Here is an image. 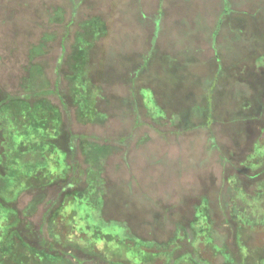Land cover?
Here are the masks:
<instances>
[{
    "label": "trees",
    "instance_id": "16d2710c",
    "mask_svg": "<svg viewBox=\"0 0 264 264\" xmlns=\"http://www.w3.org/2000/svg\"><path fill=\"white\" fill-rule=\"evenodd\" d=\"M229 13L233 11L228 5L222 9L218 22L226 21L236 32L238 25L244 29L240 21L244 19L247 32L256 39L254 52L260 56L256 61L262 62L264 52L258 49L264 50V19L240 13L231 22L224 18ZM102 24L98 18H87L81 23L69 52L64 51L63 59L53 70L52 89L43 66L34 62L42 54L39 43L29 51L30 64L23 68L27 73L20 82L23 94L0 92V264H264V100L260 97L264 76L255 72L251 78L257 81V87L241 76L240 80L252 86V94L239 96L245 105L224 117L228 127L223 129L227 134L232 132L231 139L236 140L240 150L235 152L217 142L211 133L208 139L209 149L221 161V179L227 184L225 194H208L204 189L192 200L189 212L168 207L158 215H149L148 210L135 207L127 193L105 174L111 146L84 134H73L63 123L58 106L47 99L52 95L61 106L74 107L79 125L103 126L111 117L108 112L112 99L104 91L112 81L108 77L110 66L88 58V48L99 38L96 29ZM255 55H242L236 64L224 67L220 64L223 57L216 56L218 67L212 75L217 78L209 80L210 89L206 86L200 92L198 102L191 104L193 110L181 113L184 109L180 101L174 109L177 120L188 115L196 119L189 120V129L196 126L209 130L213 120L220 118L218 105L223 108L224 100L232 103L238 95L234 92L229 97L224 90L221 92L223 85L219 84L228 77L225 73L235 68L245 76L253 68L264 73V62L260 66L254 63ZM114 60L123 70L127 71L126 64L130 63L135 69L132 76L126 75L133 103L139 95L146 106L155 104L152 91L139 85L144 81L148 62L143 59L135 65V55ZM164 62L171 66L162 69L160 76L167 70V74L170 71L181 77L176 90L185 80L189 81L187 91L196 89L198 76L186 71L178 73L170 58ZM61 76L68 88L66 93L59 87ZM153 78L159 79L156 74ZM134 87L138 93H134ZM126 100L117 99L118 105L112 109H119ZM147 113L151 118H165L168 114L158 105ZM200 119H204L202 123ZM135 120L139 121L137 113ZM23 194H29L30 200L19 208ZM41 205L45 209L36 228L29 220ZM63 212L70 214V220L78 221L72 224L78 238L66 235L60 228L64 216L59 213ZM144 213L150 216V222ZM82 232L85 233L78 234Z\"/></svg>",
    "mask_w": 264,
    "mask_h": 264
},
{
    "label": "rangeland",
    "instance_id": "374dc122",
    "mask_svg": "<svg viewBox=\"0 0 264 264\" xmlns=\"http://www.w3.org/2000/svg\"><path fill=\"white\" fill-rule=\"evenodd\" d=\"M228 5L233 13L226 14L224 18L227 21L232 22L237 18L235 14L240 13L264 19V0H0V92L11 96L23 94L20 82L27 74L23 68L28 64L29 51L39 43L42 44V54L34 62L43 66L44 77L52 89L53 70L63 59L64 51L65 54L69 52L81 23L87 18L100 19L103 24L96 29L99 38L88 48V58L93 63L104 61V67L110 66L108 77L112 81L104 91L112 99L108 112L112 113L111 117L103 126L79 125L74 118V107L61 106L52 95L47 99L58 106L63 123L73 134H84L99 144L111 146L105 174L127 193L135 207L148 210L149 215H158L168 207L180 213L189 212L192 200L203 194L204 189L208 194L210 191L225 194L227 184L225 179L223 182L221 179V161L216 152L209 149L208 139L211 133L217 142L235 152L240 150L236 140L231 139L232 132L229 135L223 129V126L228 127L224 117L245 105L240 102L239 96L249 97L252 94V86L240 80L241 76L250 81L256 73L264 76L263 71L257 68L248 69V76L240 74L236 68L225 73L228 77L218 83L223 85L221 92L224 90L230 94L229 97L234 92L238 95L232 103L224 100L223 108L218 105L221 111L217 115L220 118L213 120L208 127L210 131L196 126L189 129V120H196L191 116L181 115L180 121L177 115L174 116L177 113L174 109L180 101L184 109L181 113L185 114V110H193L191 104L198 102L200 92L206 86L210 89L209 80L217 78L216 74L212 75L218 67L216 56L223 57L220 64L224 67L236 64L242 55L256 54V39L247 32L248 25L244 19L240 20L244 29H239L238 21L236 32L226 21L218 22L222 9ZM258 51L264 52L263 49ZM134 55L135 65L141 64L143 59L148 62L149 68L142 77L144 81L139 85L152 91L155 104L146 106L139 95L133 103L126 75L132 76L135 69L129 62L126 64L127 71L123 70L122 65L114 60L121 57L127 60ZM165 58L171 59L178 73L186 71L198 76L200 81L196 82V89L187 91L189 81L185 80L180 83L182 87L176 90L181 77L173 76L170 71L167 74L166 70L160 76L162 69L164 71L171 66L164 62ZM259 58L256 54L254 63ZM263 62H257L258 66ZM153 74L159 79L155 80ZM253 83L257 87V81ZM59 87L64 93L68 92L65 91L68 88L62 76ZM136 88H133L134 93H138ZM260 97L264 100V91ZM117 99L127 100L119 109H112L118 105ZM155 105L162 107L168 113L167 117L151 118L147 112ZM136 113L139 121L135 120ZM200 120L202 123L204 119ZM80 162L84 168L81 159ZM29 200L30 195L23 194L19 199V208H23ZM44 209L45 206L41 205L29 220L36 228ZM59 214L64 216L59 222L63 233L74 237L76 228L72 224L78 221L75 218L70 220L67 212ZM144 215L150 222V216L147 213ZM162 220L167 224L165 218Z\"/></svg>",
    "mask_w": 264,
    "mask_h": 264
}]
</instances>
